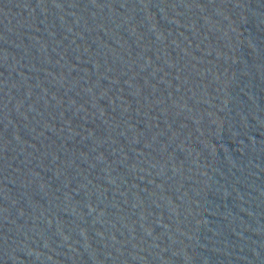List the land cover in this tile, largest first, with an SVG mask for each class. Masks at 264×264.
<instances>
[{
    "label": "water",
    "instance_id": "water-1",
    "mask_svg": "<svg viewBox=\"0 0 264 264\" xmlns=\"http://www.w3.org/2000/svg\"><path fill=\"white\" fill-rule=\"evenodd\" d=\"M0 264H264V0H0Z\"/></svg>",
    "mask_w": 264,
    "mask_h": 264
}]
</instances>
